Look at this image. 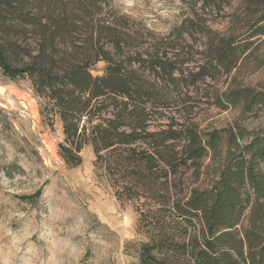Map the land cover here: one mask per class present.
<instances>
[{"label": "trees", "instance_id": "obj_1", "mask_svg": "<svg viewBox=\"0 0 264 264\" xmlns=\"http://www.w3.org/2000/svg\"><path fill=\"white\" fill-rule=\"evenodd\" d=\"M179 3L157 32L111 0H0V73L60 123L68 167L91 148L136 214V264H264V129L202 125L212 108L264 116L242 78L264 66V0Z\"/></svg>", "mask_w": 264, "mask_h": 264}, {"label": "rangeland", "instance_id": "obj_2", "mask_svg": "<svg viewBox=\"0 0 264 264\" xmlns=\"http://www.w3.org/2000/svg\"><path fill=\"white\" fill-rule=\"evenodd\" d=\"M111 1L157 32L167 31L180 14L179 0ZM242 78L264 89V66ZM202 125L256 131L264 129V116L212 108ZM61 139L60 123L50 128L43 122L28 84L0 73V264H136L141 237L135 212L96 177L89 146L81 164L68 167L58 154ZM38 190V197L21 198Z\"/></svg>", "mask_w": 264, "mask_h": 264}]
</instances>
